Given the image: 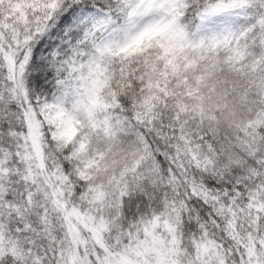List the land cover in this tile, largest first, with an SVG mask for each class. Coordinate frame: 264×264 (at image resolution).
Segmentation results:
<instances>
[{
	"label": "snow or ice",
	"instance_id": "snow-or-ice-1",
	"mask_svg": "<svg viewBox=\"0 0 264 264\" xmlns=\"http://www.w3.org/2000/svg\"><path fill=\"white\" fill-rule=\"evenodd\" d=\"M0 264H264V0H0Z\"/></svg>",
	"mask_w": 264,
	"mask_h": 264
}]
</instances>
